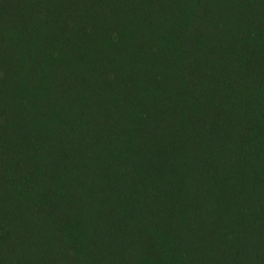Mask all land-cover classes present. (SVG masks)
Instances as JSON below:
<instances>
[{
  "label": "trees",
  "instance_id": "obj_1",
  "mask_svg": "<svg viewBox=\"0 0 264 264\" xmlns=\"http://www.w3.org/2000/svg\"><path fill=\"white\" fill-rule=\"evenodd\" d=\"M0 264H264V0H0Z\"/></svg>",
  "mask_w": 264,
  "mask_h": 264
}]
</instances>
